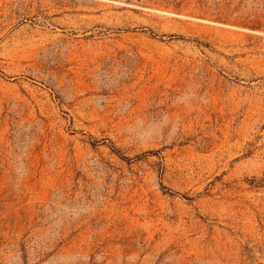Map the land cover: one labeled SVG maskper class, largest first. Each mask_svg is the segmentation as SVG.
<instances>
[{
    "label": "rangeland",
    "instance_id": "rangeland-1",
    "mask_svg": "<svg viewBox=\"0 0 264 264\" xmlns=\"http://www.w3.org/2000/svg\"><path fill=\"white\" fill-rule=\"evenodd\" d=\"M0 264H264V0H0Z\"/></svg>",
    "mask_w": 264,
    "mask_h": 264
}]
</instances>
